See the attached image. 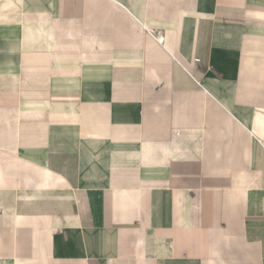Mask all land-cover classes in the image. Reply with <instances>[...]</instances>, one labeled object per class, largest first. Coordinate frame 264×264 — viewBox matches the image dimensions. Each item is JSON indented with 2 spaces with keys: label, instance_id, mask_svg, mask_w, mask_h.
<instances>
[{
  "label": "crops",
  "instance_id": "0c3cea01",
  "mask_svg": "<svg viewBox=\"0 0 264 264\" xmlns=\"http://www.w3.org/2000/svg\"><path fill=\"white\" fill-rule=\"evenodd\" d=\"M0 264H264V0H0Z\"/></svg>",
  "mask_w": 264,
  "mask_h": 264
}]
</instances>
